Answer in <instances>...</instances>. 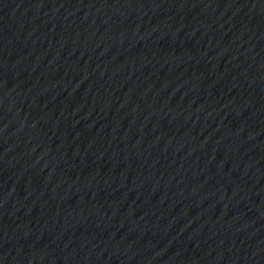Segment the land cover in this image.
<instances>
[{"label": "water", "instance_id": "95a60500", "mask_svg": "<svg viewBox=\"0 0 264 264\" xmlns=\"http://www.w3.org/2000/svg\"><path fill=\"white\" fill-rule=\"evenodd\" d=\"M211 171L247 264H264V0H167Z\"/></svg>", "mask_w": 264, "mask_h": 264}]
</instances>
